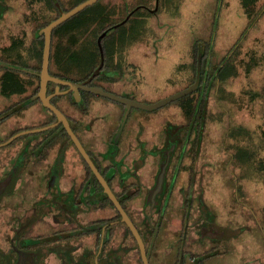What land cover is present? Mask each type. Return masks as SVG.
<instances>
[{"label":"flooded vegetation","instance_id":"obj_1","mask_svg":"<svg viewBox=\"0 0 264 264\" xmlns=\"http://www.w3.org/2000/svg\"><path fill=\"white\" fill-rule=\"evenodd\" d=\"M81 1L0 0V264H264V126L236 117L217 76L240 40L218 54L190 28L174 76L158 73L138 44L179 23L182 0H96L51 28L42 87L43 28ZM198 62L187 103H132L172 94L151 99L160 75L186 88ZM182 115L178 138L156 124Z\"/></svg>","mask_w":264,"mask_h":264},{"label":"rangeland","instance_id":"obj_2","mask_svg":"<svg viewBox=\"0 0 264 264\" xmlns=\"http://www.w3.org/2000/svg\"><path fill=\"white\" fill-rule=\"evenodd\" d=\"M150 26L147 32L149 35L153 37L164 35V37L155 43L154 47L140 42L137 49L138 61L145 65V61L152 57L154 61L152 66L158 69L157 72L166 75L169 73L170 76H174L172 72L177 70L183 53L182 40L184 36L191 34L190 28L193 34H195L194 29H198V33L203 36L213 35L218 54L229 50L232 44L239 39L236 49L232 50L233 63L230 64L234 65L233 70L236 74L226 80L230 86H228L229 89L226 87L225 91L231 90L236 94L234 97L238 106L234 109L239 120L253 119L254 121H250L251 125L262 124L264 126V0H182V18L178 24L164 29L156 25ZM144 54H148L149 57L146 58ZM5 71L9 72L8 69ZM83 72L85 69L81 71V74ZM18 74L24 73L19 72ZM161 76L157 81L155 79L150 81L154 83V86H158V88L151 89L152 100L160 99L170 92L174 93L183 86V83L178 80V75L171 84H163ZM150 79L153 77L150 76ZM226 93L222 98H218V104L221 103L225 108L231 104ZM190 97V94L178 97L151 111H173L179 105L187 103ZM215 99L210 98L209 109H214L217 105ZM224 107L220 109V114L226 117ZM183 118V115L182 119H175L172 116L163 117L156 124L169 138L174 139L182 136L184 129L189 128V124ZM213 124L214 122L208 121L207 130L214 134L216 133L214 129L218 125ZM260 156L263 159L264 178V148ZM251 173L250 171L249 177L252 176ZM257 174L261 173L257 172ZM257 174L253 177H257ZM255 254L256 252H251L250 256Z\"/></svg>","mask_w":264,"mask_h":264},{"label":"water","instance_id":"obj_3","mask_svg":"<svg viewBox=\"0 0 264 264\" xmlns=\"http://www.w3.org/2000/svg\"><path fill=\"white\" fill-rule=\"evenodd\" d=\"M96 0H83L81 2H79L77 5H75L73 8H71L70 10H67V11H61L60 15L58 18H56L55 20L51 21L48 25H46L43 30L45 32V41H44V49H43V69H42V73H41V76H42V87H44L45 85V79H46V75H47V63H48V52H49V39H50V31H51V28L56 26L57 24H59L60 22H62L63 20H65L66 18H68L70 15H72L73 13L77 12L78 10H80L81 8L87 6V5H90L92 3H94ZM104 34L101 33V35ZM199 68H200V64L198 62V66H197V76H196V79L195 81L190 84L189 86H187L186 88L182 89V90H179V91H176L156 102H153V103H150V104H145V103H140V102H136V101H132V103L136 106H140V107H144V108H147V109H151V108H155V107H159L169 101H172L178 97H181L183 96L184 94L186 93H189L190 91H192L194 88H196L197 84H198V81H199ZM98 72V69H96L92 75L87 79L89 80L95 73ZM56 79V78H55ZM58 81H61L63 82L62 80L60 79H56ZM85 80V81H87ZM68 84L72 85L75 90L76 87H77V84L76 83H72V82H67ZM94 91L96 92H102L99 88H94L93 89ZM54 110L60 115L59 111L57 109L54 108ZM78 146L79 148L83 151V149L81 148L80 144L78 143Z\"/></svg>","mask_w":264,"mask_h":264},{"label":"trees","instance_id":"obj_4","mask_svg":"<svg viewBox=\"0 0 264 264\" xmlns=\"http://www.w3.org/2000/svg\"><path fill=\"white\" fill-rule=\"evenodd\" d=\"M225 70H226L225 66L222 67V70H219V73L217 75V76H219L220 80L223 82H226V80L228 79V76L231 75V73H232V75L236 74V72L234 70L232 72H230V71L225 72ZM206 78H207V80L206 81L204 80L205 84L211 83V85L214 86V84H215L214 78L211 75L206 76ZM210 79H212V80L210 81ZM202 91L203 92L201 94L202 98H201V108L200 109H201V112L203 111V115H204L206 108H208L206 106L208 105L210 98H214V93H213L214 91L213 90L206 91V89H204Z\"/></svg>","mask_w":264,"mask_h":264}]
</instances>
